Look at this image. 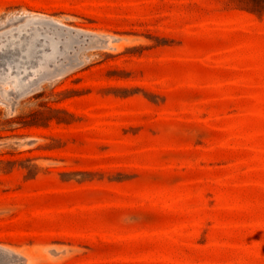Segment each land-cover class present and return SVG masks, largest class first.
I'll return each instance as SVG.
<instances>
[{"label":"rangeland","instance_id":"374dc122","mask_svg":"<svg viewBox=\"0 0 264 264\" xmlns=\"http://www.w3.org/2000/svg\"><path fill=\"white\" fill-rule=\"evenodd\" d=\"M0 264H264V0H0Z\"/></svg>","mask_w":264,"mask_h":264}]
</instances>
